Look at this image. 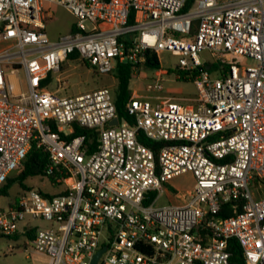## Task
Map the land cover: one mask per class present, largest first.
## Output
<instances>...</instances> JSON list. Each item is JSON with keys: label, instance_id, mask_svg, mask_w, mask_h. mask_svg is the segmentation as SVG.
<instances>
[{"label": "built area", "instance_id": "built-area-1", "mask_svg": "<svg viewBox=\"0 0 264 264\" xmlns=\"http://www.w3.org/2000/svg\"><path fill=\"white\" fill-rule=\"evenodd\" d=\"M50 6L74 31L48 37ZM148 52L177 57L195 97L161 96L162 78L128 87L130 125L106 87L47 91L73 54L100 75L128 64L131 81ZM75 126L97 132L94 150L65 138ZM137 131L164 143L156 157ZM32 143L60 190L0 207V236L21 237L25 252L51 264H90L102 247L96 264H232L234 239L244 264H264V0H0V186ZM185 173L194 184L174 192L181 203L156 206Z\"/></svg>", "mask_w": 264, "mask_h": 264}, {"label": "rangeland", "instance_id": "rangeland-1", "mask_svg": "<svg viewBox=\"0 0 264 264\" xmlns=\"http://www.w3.org/2000/svg\"><path fill=\"white\" fill-rule=\"evenodd\" d=\"M51 12L52 18L46 24V32L50 39H56L58 36L68 33L73 17L60 6H53ZM199 55L201 59H206L208 56L206 52H202ZM158 59L159 69L149 70L143 67L138 69L135 77L129 81L128 87L142 89L150 79L162 78L163 90L160 92L161 96L187 100L194 98L196 89L193 83L178 81V78H176L177 70L175 65L178 58L170 55V53L162 52L159 54ZM56 77L61 81V84L55 86L50 83L47 86V91L58 89L61 96L77 95L103 87L110 89L114 93L116 88V80L113 78L112 73L100 75L81 60L64 62ZM184 103L188 102L184 101ZM15 175L16 173H12L9 178H13ZM25 184L48 193H54L59 190V188L51 186L46 178H31L25 181ZM193 184L194 179L190 173L181 174L173 178L164 186V192L158 197L155 205L180 204L181 202L173 197L174 192L185 193L192 189ZM21 192L22 190L17 185L11 186L8 196L0 197V207L10 205ZM33 224L43 229L50 227L48 222L39 220L33 222ZM22 241L21 238L14 240L11 237L0 236V264H30V259L25 256L23 245L21 246L20 244ZM11 247H13V251L9 253Z\"/></svg>", "mask_w": 264, "mask_h": 264}, {"label": "trees", "instance_id": "trees-1", "mask_svg": "<svg viewBox=\"0 0 264 264\" xmlns=\"http://www.w3.org/2000/svg\"><path fill=\"white\" fill-rule=\"evenodd\" d=\"M132 22V16L130 17V23ZM74 31V28L72 29ZM76 54L71 55L68 60H74ZM88 67H90L87 62L82 61ZM160 64L157 56L154 53H146L145 62L143 63V68L146 69H159ZM216 65L210 67L211 71H214ZM92 68V67H91ZM112 76L116 80V88L114 90V105L116 109L117 118L119 121L125 120L130 125L133 124L131 117H129L125 111V103L130 95L128 85L131 78V72L129 69V65L125 63L116 64L114 70L112 71ZM192 75L190 74L187 76L185 73H181L178 76V81L182 82H191ZM83 135L86 138V144L89 150H94L96 145V137L97 132L93 129L81 128L75 126L73 129L72 134L65 136L66 139H70L72 137ZM136 140L141 143L142 145L151 149L155 155L157 156V152L159 148L164 144L162 142H155L143 134L141 131H137L136 133ZM48 164V158L46 153L40 148L32 143L27 154L24 157L22 162V169L20 171H15L12 173H16L13 178H9L10 174L5 182L0 186V197H7L9 189L13 185H17L22 192L33 189L34 187L28 186L25 184V181L31 178H46L48 182H53L56 177L59 176V169L57 167L53 168L50 174H45V168ZM63 177V175H62ZM60 190V189H59ZM21 192V193H22ZM42 195L49 196L44 192L40 191ZM21 195V194H20ZM12 202L14 203L18 197ZM18 236H15V238ZM228 251L230 253L229 261L232 264H244L242 259L241 250L236 240L231 239L228 242Z\"/></svg>", "mask_w": 264, "mask_h": 264}, {"label": "crops", "instance_id": "crops-1", "mask_svg": "<svg viewBox=\"0 0 264 264\" xmlns=\"http://www.w3.org/2000/svg\"><path fill=\"white\" fill-rule=\"evenodd\" d=\"M52 7L53 6H50V9ZM73 22H74V20L72 21L71 26H70V29H69L68 32H71L72 29L74 28ZM52 40H54V39H52ZM12 238L14 240H18L21 237H16V238L15 237H12ZM20 244L22 246L23 245V241ZM25 256L30 259V262H29L30 264H51V259L48 256H46L43 253L37 252L35 250H32V249H28V251L25 252Z\"/></svg>", "mask_w": 264, "mask_h": 264}, {"label": "water", "instance_id": "water-1", "mask_svg": "<svg viewBox=\"0 0 264 264\" xmlns=\"http://www.w3.org/2000/svg\"><path fill=\"white\" fill-rule=\"evenodd\" d=\"M117 123V119H112L109 122V125H115ZM105 250V247H102L100 250H98L92 257L90 264H96V261L98 260V258L100 257V255L102 254V252Z\"/></svg>", "mask_w": 264, "mask_h": 264}]
</instances>
